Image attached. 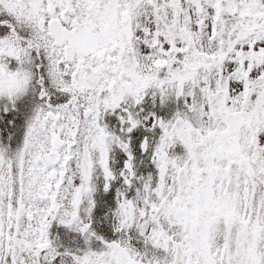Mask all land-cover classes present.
Listing matches in <instances>:
<instances>
[{
    "label": "snow or ice",
    "instance_id": "snow-or-ice-1",
    "mask_svg": "<svg viewBox=\"0 0 264 264\" xmlns=\"http://www.w3.org/2000/svg\"><path fill=\"white\" fill-rule=\"evenodd\" d=\"M0 264H264V0H0Z\"/></svg>",
    "mask_w": 264,
    "mask_h": 264
}]
</instances>
